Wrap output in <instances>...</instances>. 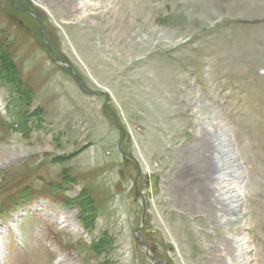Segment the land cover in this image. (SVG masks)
Wrapping results in <instances>:
<instances>
[{
  "label": "rangeland",
  "instance_id": "374dc122",
  "mask_svg": "<svg viewBox=\"0 0 264 264\" xmlns=\"http://www.w3.org/2000/svg\"><path fill=\"white\" fill-rule=\"evenodd\" d=\"M72 3L0 0V264H264V0ZM205 112L258 188L233 226L182 190Z\"/></svg>",
  "mask_w": 264,
  "mask_h": 264
},
{
  "label": "bare ground",
  "instance_id": "6f19581e",
  "mask_svg": "<svg viewBox=\"0 0 264 264\" xmlns=\"http://www.w3.org/2000/svg\"><path fill=\"white\" fill-rule=\"evenodd\" d=\"M69 1L73 2L72 4H77L84 0ZM167 98L168 100H165L164 103L169 104L171 101L170 98L173 100V97ZM183 110V108H178L176 112H181ZM201 113L202 110L196 108L194 114ZM211 114L213 113L205 112L201 124H198L199 128L197 132L198 135H200L198 136L199 139H194V144H188V147L184 151V156L187 161L185 162L183 157L181 164L178 166L180 171L186 172L189 169L192 170V173L183 176V178H187L188 176V179L184 181L185 183L182 190H185L186 193H190V202L196 205L205 203L204 196L208 193L211 194V191L214 190V211L216 210L218 214H221L218 215L217 219H221V222H225L226 225L233 226L244 217L242 210L245 205V200L241 193L244 192L243 196H247V198L252 197L255 199L258 188L253 185V176L242 171L240 154L235 151V143L231 137L230 130L228 127L222 126L221 123L217 122L215 118H212ZM211 152L212 155H210ZM141 159L143 160L142 162L145 169L150 171L151 168L148 160L145 157H141ZM199 160L202 163L204 162L203 164L205 165L212 162L213 166L216 168V173L211 177L213 183L211 182V184H208L205 181L206 178L203 176L204 173L197 172V169L202 171L201 168L204 167V165L201 166L200 163L196 165ZM197 166L201 168L199 169ZM245 179H247V182H244ZM249 242L247 238L243 237L230 239L228 246L224 245L220 247L219 252L222 254L220 258L221 262L226 264H252L253 259L250 254L253 250Z\"/></svg>",
  "mask_w": 264,
  "mask_h": 264
},
{
  "label": "water",
  "instance_id": "95a60500",
  "mask_svg": "<svg viewBox=\"0 0 264 264\" xmlns=\"http://www.w3.org/2000/svg\"><path fill=\"white\" fill-rule=\"evenodd\" d=\"M155 182H156V179H155L154 177H150V184H151V187H152V188L155 186ZM139 243L143 245V243H142L141 240L139 241ZM143 246H144V245H143ZM144 247H145V246H144ZM145 249H146L147 251H149V249H148L147 247H145Z\"/></svg>",
  "mask_w": 264,
  "mask_h": 264
}]
</instances>
